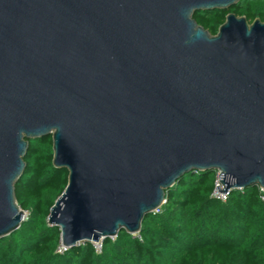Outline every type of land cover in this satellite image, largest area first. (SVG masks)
<instances>
[{
  "label": "water",
  "instance_id": "95a60500",
  "mask_svg": "<svg viewBox=\"0 0 264 264\" xmlns=\"http://www.w3.org/2000/svg\"><path fill=\"white\" fill-rule=\"evenodd\" d=\"M240 0H0V238L28 140L50 136L67 183L61 246L135 236L183 174L264 192V21L197 11Z\"/></svg>",
  "mask_w": 264,
  "mask_h": 264
},
{
  "label": "trees",
  "instance_id": "16d2710c",
  "mask_svg": "<svg viewBox=\"0 0 264 264\" xmlns=\"http://www.w3.org/2000/svg\"><path fill=\"white\" fill-rule=\"evenodd\" d=\"M229 12L248 23L264 21V0L197 11L193 19L214 35ZM27 143L15 185L26 218L0 238V264H264V192L231 189L224 201L216 200L210 196L215 171L183 174L165 190V203L143 217L137 235L119 231L102 240L99 252L89 242L59 251V229L48 225L47 216L66 186L67 170L53 167L50 136Z\"/></svg>",
  "mask_w": 264,
  "mask_h": 264
},
{
  "label": "built area",
  "instance_id": "2783aa9c",
  "mask_svg": "<svg viewBox=\"0 0 264 264\" xmlns=\"http://www.w3.org/2000/svg\"><path fill=\"white\" fill-rule=\"evenodd\" d=\"M220 172L219 171H215V181H214V188L210 194V196L216 200H219V201H224L226 199V195L227 193L231 190V189H242V188H232V187H228L226 188V190L224 192H220L216 189V186L218 185L219 187V190H222V185L223 183H221V181H219V177H218V174ZM260 189V188H259ZM260 191H263L262 189H260ZM262 198V197H261ZM113 238V237H111ZM101 242L102 240H98L97 243H91L93 248H94V251L95 252H99L101 250ZM59 251H64L65 249H67V247H64V246H61V244H59Z\"/></svg>",
  "mask_w": 264,
  "mask_h": 264
},
{
  "label": "rangeland",
  "instance_id": "374dc122",
  "mask_svg": "<svg viewBox=\"0 0 264 264\" xmlns=\"http://www.w3.org/2000/svg\"><path fill=\"white\" fill-rule=\"evenodd\" d=\"M22 218H23V220L26 218V213H25V212H24V214H23V217H22Z\"/></svg>",
  "mask_w": 264,
  "mask_h": 264
}]
</instances>
